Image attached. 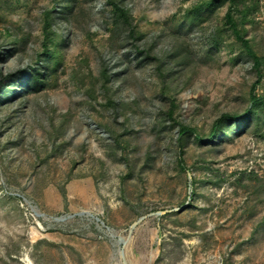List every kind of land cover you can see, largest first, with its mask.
I'll list each match as a JSON object with an SVG mask.
<instances>
[{"label":"rangeland","instance_id":"obj_1","mask_svg":"<svg viewBox=\"0 0 264 264\" xmlns=\"http://www.w3.org/2000/svg\"><path fill=\"white\" fill-rule=\"evenodd\" d=\"M201 2L0 0V264H264V120L238 125L264 61L224 24L229 2ZM245 3L264 60V0Z\"/></svg>","mask_w":264,"mask_h":264},{"label":"trees","instance_id":"obj_2","mask_svg":"<svg viewBox=\"0 0 264 264\" xmlns=\"http://www.w3.org/2000/svg\"><path fill=\"white\" fill-rule=\"evenodd\" d=\"M221 1L223 4L226 2H229V7H228V11L226 12L225 16H224V20H225V25L227 26V29H229L233 36L235 37V39L242 45V48L244 49V52L254 61V64L256 66V68H259L261 65V62L264 60H261L255 53L254 49H253V45L252 42L248 39H246V34H247V24L252 23L253 20L250 19V15L254 12L255 7L254 5H247L245 3V0H219ZM218 0H205V2H201L199 4H197L195 7H193L192 11L194 14H200L206 10H210V11H214L215 7L217 6V4L219 3ZM70 2L68 1L69 5ZM240 4H242V6L240 7ZM62 5V3H61ZM112 5L115 9V11L117 13L120 14V16L122 18H124V20L127 22V24H129V10H127L125 7L121 6L120 3L117 2H112ZM60 9L63 10V12L60 14L62 20L63 19H67L68 16H70L71 14V7L67 6V7H61ZM46 23H45V43H44V50L42 54H50L52 55V58L58 59L59 58V50L55 49L53 51L49 50V46L51 43H55V38L52 36V33L50 32V28H51V21H50V11L47 12L46 14ZM224 43V39L222 37L221 34V29L220 28H216L214 29L211 34H210V40H209V44L210 46H212L213 48H218L220 47L222 44ZM55 47H57L55 45ZM46 58V57H45ZM43 60L40 59L39 63H41ZM50 61H46V63H44L45 65L43 67H41L40 65H37L38 67L32 68L30 69L29 72L30 73V81H28L25 84L24 90L22 92V95L25 94V92L30 91L31 89H35L38 87H42L44 80L47 78L48 73L47 70H49L50 68ZM57 62V61H56ZM23 74H27V72L23 73ZM103 78L105 80L108 81V76L107 73L104 72L103 73ZM22 77V76H21ZM20 77V78H21ZM20 78L15 79L13 82L14 83H18L20 81ZM10 86V85H9ZM8 88V87H7ZM10 88V87H9ZM255 88L256 85L253 86L252 90H251V94H250V99L252 101L250 107H248V109L239 117V124L241 125L242 122L244 120H246V126L245 129L248 130L251 126L255 127V132L259 133L261 132L260 128L258 127V123L257 122H262L263 119V115L258 113L256 110L257 109H261L264 111V97H258L257 95L254 94L255 92ZM8 90V91H6ZM1 89L0 92V101L3 98H6V96H8V94H13L14 93V87H12L11 89ZM173 112L171 111L170 115H172ZM231 120V117L229 115H223L215 124V128L214 130L211 132L210 136L208 137V139L210 140H216V137L218 136V134L224 130L225 126H227L228 122ZM197 132L195 129H191L188 126H180V135H183L187 132ZM195 139L197 141L201 140V137H199L198 134L195 135ZM180 166L182 167V169L184 170V163L181 160L180 161Z\"/></svg>","mask_w":264,"mask_h":264}]
</instances>
